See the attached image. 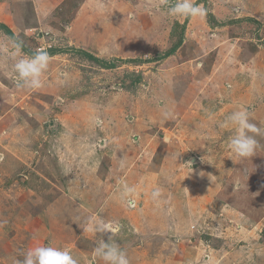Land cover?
<instances>
[{
    "label": "rangeland",
    "instance_id": "1",
    "mask_svg": "<svg viewBox=\"0 0 264 264\" xmlns=\"http://www.w3.org/2000/svg\"><path fill=\"white\" fill-rule=\"evenodd\" d=\"M197 1L185 26L174 0H0L30 51L116 65L57 54L40 89H18L0 52V264L37 246L104 264L94 249L110 235L130 264H264V136L240 158L221 127L241 108L264 127V0ZM180 35L167 59L124 63ZM93 217L119 232L87 231Z\"/></svg>",
    "mask_w": 264,
    "mask_h": 264
},
{
    "label": "clouds",
    "instance_id": "2",
    "mask_svg": "<svg viewBox=\"0 0 264 264\" xmlns=\"http://www.w3.org/2000/svg\"><path fill=\"white\" fill-rule=\"evenodd\" d=\"M169 14L176 17H196L204 14L205 9L196 4L194 0H174L168 9ZM10 44L0 46V52L6 54L14 61V83L18 89L38 90L43 86L42 77L47 72L50 56L45 49H37L31 56L23 53V41L19 38H9ZM100 123L99 120L96 121ZM234 126V135L229 138L228 148L236 157L247 158L255 154L259 146L257 136H264V127L250 122V113L247 109L232 112L221 124ZM134 188L124 185L122 195L127 197L134 193ZM162 196L159 187L151 192L154 201ZM130 206H135L133 200L128 201ZM120 224L116 221L106 223L103 219L93 217L87 227V231L95 233H118ZM94 255L104 261V264H130L129 259L110 235L108 240H101L94 249ZM17 264H78L70 251L52 246H37L23 253V259Z\"/></svg>",
    "mask_w": 264,
    "mask_h": 264
},
{
    "label": "trees",
    "instance_id": "3",
    "mask_svg": "<svg viewBox=\"0 0 264 264\" xmlns=\"http://www.w3.org/2000/svg\"><path fill=\"white\" fill-rule=\"evenodd\" d=\"M195 3L199 5L200 2L197 1ZM203 7H204V9L206 8L205 6H203ZM206 16L211 21V24L209 26L212 27V26L218 25V24H216L214 22V19H213L214 17L212 16L211 12H208L207 9H206ZM189 18L190 17L185 18V22H184L185 26H186V22L188 23ZM245 19L247 21H252L251 18H245ZM182 29L184 31V26H183ZM0 31L5 36H7V38H13V39H15L14 34L9 30V28L6 25H4L2 23H0ZM182 38H183V35L182 36L180 35V39H179V41L176 44L172 45V47L169 50H167L165 53H162L160 55H157L155 59H151V60L135 59V60H127V61L124 60V63H137V64H142V63H148L150 61L165 60L168 57L172 56L176 52V50L181 46V44H182ZM22 51L25 54L29 55V56H31V55H33L35 53V52L30 51L24 44H23ZM46 51L48 52L49 56H53V55H57V54H63V53H67V52L77 53V54H79V55H81L83 57H87L89 59V61H91L94 64H96L101 69H107V70H109V69H113V68L116 67V65L113 63V61H115V60H113L110 63H107L106 61L99 60L98 58L94 57L93 55H91V54H89V53H87V52H85L83 50H75V49H66V50H64V49H54L53 48V49H48Z\"/></svg>",
    "mask_w": 264,
    "mask_h": 264
},
{
    "label": "crops",
    "instance_id": "4",
    "mask_svg": "<svg viewBox=\"0 0 264 264\" xmlns=\"http://www.w3.org/2000/svg\"><path fill=\"white\" fill-rule=\"evenodd\" d=\"M7 20H8V18H7ZM4 25H6L5 22H4ZM7 27H8V26H7Z\"/></svg>",
    "mask_w": 264,
    "mask_h": 264
}]
</instances>
